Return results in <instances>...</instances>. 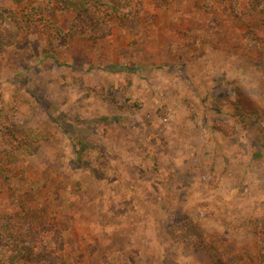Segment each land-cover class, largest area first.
Segmentation results:
<instances>
[{
	"label": "rangeland",
	"instance_id": "1",
	"mask_svg": "<svg viewBox=\"0 0 264 264\" xmlns=\"http://www.w3.org/2000/svg\"><path fill=\"white\" fill-rule=\"evenodd\" d=\"M93 1L0 0L36 20L0 21V139L21 125L36 146L0 152V215H54L61 264H258L264 15L247 0L239 15L222 0H142L134 29L125 1L103 0L111 34L92 40L71 25ZM238 92L261 113L237 115Z\"/></svg>",
	"mask_w": 264,
	"mask_h": 264
},
{
	"label": "trees",
	"instance_id": "2",
	"mask_svg": "<svg viewBox=\"0 0 264 264\" xmlns=\"http://www.w3.org/2000/svg\"><path fill=\"white\" fill-rule=\"evenodd\" d=\"M128 6L126 15L134 25V29L138 27L139 12L143 7L142 0H123ZM228 1L234 14L239 15L240 9L238 5L242 0H222ZM249 5L245 11L249 14L259 13L264 15V0H247ZM102 5H106L103 0H95L93 2H85L74 5V23L71 25L73 33H79L87 36L92 40L106 37L111 34L110 11L102 13ZM0 21L8 22L15 26L18 31H34L36 29V20L28 12L24 11L17 15L10 9L0 10ZM264 22V21H263ZM132 28V27H131ZM135 31V30H134ZM252 39L264 43V25L259 26L252 32ZM12 43L11 37L7 35L4 29H0V51ZM237 100L233 102L234 111L237 115L246 119H252L255 114L261 113L258 105L251 99L238 92ZM221 123V121H219ZM21 125L14 128L12 135L13 140L5 138L0 139V152L7 154L15 152L10 147L14 142V146L21 148L29 146V152H34V146L29 136L17 137V133L21 131ZM222 132L223 129H220ZM9 138V137H8ZM77 147L81 145V140L77 139ZM17 144V145H16ZM75 144V143H74ZM7 146V147H6ZM17 152V151H16ZM75 154L78 155L77 151ZM79 163V161H77ZM35 217V216H34ZM29 218L26 212L21 214L18 220H14L11 214L0 215V264H61L63 246L65 238L63 230L55 222L54 215L51 214L49 220L45 218ZM254 237L257 245V261L258 264H264V216L255 221Z\"/></svg>",
	"mask_w": 264,
	"mask_h": 264
}]
</instances>
